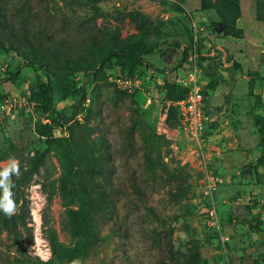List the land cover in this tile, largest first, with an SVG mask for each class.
<instances>
[{
	"label": "rangeland",
	"instance_id": "1",
	"mask_svg": "<svg viewBox=\"0 0 264 264\" xmlns=\"http://www.w3.org/2000/svg\"><path fill=\"white\" fill-rule=\"evenodd\" d=\"M0 20V168L44 154L13 190L11 216L19 195L29 211L28 255L48 261L52 234L79 248L65 227L79 203L64 200L59 150L37 133L54 121V139L76 138V121L92 130L110 211L80 264H173L190 254L197 264H264V0H0ZM193 25L208 117L197 143L183 133L176 82ZM25 42L47 51L9 47ZM136 74L143 92L115 83ZM20 241L0 226L2 249Z\"/></svg>",
	"mask_w": 264,
	"mask_h": 264
},
{
	"label": "trees",
	"instance_id": "2",
	"mask_svg": "<svg viewBox=\"0 0 264 264\" xmlns=\"http://www.w3.org/2000/svg\"><path fill=\"white\" fill-rule=\"evenodd\" d=\"M208 0H200L202 7L207 4ZM239 18L238 13L233 17L232 24ZM2 26V21L0 20ZM231 27V25H230ZM220 30L224 33H229L227 25L220 26ZM41 35V33H38ZM41 36L36 40H41ZM202 40H198L201 43ZM192 43V42H191ZM190 43V44H191ZM190 44L186 46L189 48ZM12 51L18 52L25 56L30 54L36 56L38 53L47 51L42 42H39L37 46H34L30 42H25L24 46L21 44H14L9 46ZM187 48H185L186 63H187ZM51 53V52H48ZM108 58L118 57L117 53L108 55ZM41 59H46L40 56ZM200 58V66H202V59ZM181 96L184 97V91L180 89ZM204 95V93H203ZM44 98L46 103L50 104V94L48 88L45 89ZM83 109L80 110L82 112ZM260 125L264 126V118H260ZM74 125L81 128V134L78 137H74L70 134V138L66 141L61 139H54L52 136V130L54 121L49 125H39L38 134L45 138L47 144V150L56 149L58 151L57 157L61 161V191L64 200L71 203L77 201L79 208L76 211H70L67 213L65 227L70 235L80 240L79 248H69L61 244L55 235L48 237L50 246L51 258L44 262L38 257L27 254V248L32 245L33 237L28 227L29 211L26 201L22 197L17 196V200H21V205L18 209V214L15 216L0 215V226L4 228L7 234L16 241L17 245H21L20 238L22 234L25 237L24 248H17L14 251L11 249H2L0 246V264H72V261H80L81 254L85 253L88 248H93L100 241L102 237L101 227L99 225L100 220L109 218V204L108 197L104 189L98 180L100 175V160L96 155V148L93 141H91L90 134L92 130L87 125H79L78 122H74ZM65 142L68 143V147H64ZM44 164V154L36 155L32 157L25 167H20L18 175L12 176V181L15 187L12 189L19 191V188L26 187L30 179L37 174L38 168ZM14 194V191H13ZM14 196V195H13ZM22 231V233H21ZM173 264H197V257L190 254L181 261L172 258ZM80 264V263H79Z\"/></svg>",
	"mask_w": 264,
	"mask_h": 264
},
{
	"label": "built area",
	"instance_id": "3",
	"mask_svg": "<svg viewBox=\"0 0 264 264\" xmlns=\"http://www.w3.org/2000/svg\"><path fill=\"white\" fill-rule=\"evenodd\" d=\"M194 38L187 48V63L185 71L177 76V85L184 91L183 99L178 103L181 114V126L185 137L197 143L205 130L208 117L205 112V96L202 90V71L198 52L197 29L193 25ZM115 83L125 92L142 91L141 78L136 74L124 79H117ZM210 184V182H209ZM210 188V186H209ZM211 215L213 213L211 212Z\"/></svg>",
	"mask_w": 264,
	"mask_h": 264
},
{
	"label": "clouds",
	"instance_id": "4",
	"mask_svg": "<svg viewBox=\"0 0 264 264\" xmlns=\"http://www.w3.org/2000/svg\"><path fill=\"white\" fill-rule=\"evenodd\" d=\"M19 172V161L15 158H10L7 165L0 168V211L8 216L14 214L16 210L12 191L15 185L11 178L13 175H18ZM72 264H79V261L74 260Z\"/></svg>",
	"mask_w": 264,
	"mask_h": 264
}]
</instances>
